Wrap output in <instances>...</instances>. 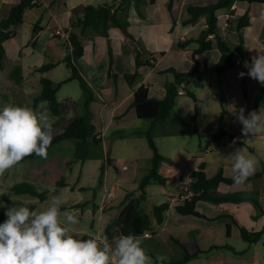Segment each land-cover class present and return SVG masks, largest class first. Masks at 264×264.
<instances>
[{"label":"crops","instance_id":"obj_1","mask_svg":"<svg viewBox=\"0 0 264 264\" xmlns=\"http://www.w3.org/2000/svg\"><path fill=\"white\" fill-rule=\"evenodd\" d=\"M19 1L0 0V20L10 6ZM218 1L220 0H176L171 7L170 0H38L34 7L46 4L53 12L50 20L54 25L48 36H45L46 30L40 21L36 22L39 30L36 34L33 32L35 25L31 23L25 26L24 21L14 27L16 35L5 41L7 54L12 51L11 61L19 63L8 66L7 69L4 66L2 70L11 72L17 66L22 67L24 80L19 84V94L30 93L35 89L41 93V78L47 75L40 78L37 73L45 74L52 68L46 72L35 69L46 64L44 59H40V64H32L50 52L49 44L58 36L55 35V28L73 31V23L77 20L75 8H80L78 15H82L85 6L110 4L114 6L113 10H116L121 24H127L129 34L119 25H113L110 38L98 34L92 28L76 29L84 35L85 53L78 62L95 91L91 108L95 113L98 137L103 139L106 149L110 148V157L119 165L118 171L112 167L106 168L104 181L100 185L103 191L99 202L102 210L105 196L110 192L113 194V209L102 215L105 225L119 215L129 192L140 194L138 181L152 164V151L145 133L150 127H153L160 151L167 157L162 161L160 170L169 179L166 184L153 182L147 186L145 207L148 212H152L157 204L169 202L180 191L184 177L202 164H205V170L210 177L220 169H224L231 176L230 155L236 149L245 147L251 152L264 149V135L242 136L243 126L235 115L240 108H244L247 115L264 105V96L256 105L264 85L250 78L247 75L248 69L244 66L245 61L251 63L252 57L259 54V49L264 51V3L237 1L231 8L218 10L221 18L220 34L232 44L240 42L241 33L245 40L243 57L236 53L237 64L221 72L217 69L221 50L216 43L207 51H197L200 46V33L207 27L206 17L189 22L191 14L188 10L190 6L209 5ZM246 12L251 16V23L239 31V18ZM25 36L30 43L24 42ZM210 38L214 39V35ZM11 43L14 46L10 49ZM138 48L144 52L143 61L148 62L153 58L154 64L142 65L141 76L130 84L125 73L136 70ZM67 52H71V48ZM111 54L114 67L113 76L109 77ZM65 57L50 63L59 65L65 62ZM100 60L103 63L101 69L98 67ZM194 70L196 72L190 76L189 83L183 82L179 86V89L183 86L186 93H179L177 104L168 120L154 122L138 116L133 101L134 94L141 85L149 88L152 97L164 98L167 84L176 78L174 71L184 74ZM33 71H36L39 83L30 79L29 75ZM241 72L245 75L240 76ZM70 75L71 71L68 76ZM191 91L196 99L189 93ZM63 112L62 109V114ZM222 114L225 128L228 133L233 134V138L226 137L219 146L210 144ZM195 131L198 133H193ZM109 132L111 146L106 140ZM193 136H201L206 143L203 140H192L189 143L186 137ZM245 139H249L246 144ZM118 145L124 154L121 157L118 155ZM214 150H221L222 156L213 157L211 152ZM103 161L104 158L101 165ZM259 171L261 170L254 174ZM99 178L100 175L97 181ZM252 190L260 193L263 206L264 175L245 181L242 185L222 182L218 187V191L224 194ZM259 209L251 201L215 203L203 200L198 203V210L212 218L207 219L196 215H183L176 205L170 203L162 223H157L154 217L153 227L149 230L152 235L142 236V246L153 259L160 254L171 261H179L184 257L183 244L191 249H202L198 256L178 264H264L263 239L248 243L241 234L242 226L249 231L264 228V211ZM228 222L232 225L231 235L228 233ZM102 225L101 222V227ZM236 241H246L244 249L236 247ZM164 264L169 263L165 261Z\"/></svg>","mask_w":264,"mask_h":264},{"label":"trees","instance_id":"obj_2","mask_svg":"<svg viewBox=\"0 0 264 264\" xmlns=\"http://www.w3.org/2000/svg\"><path fill=\"white\" fill-rule=\"evenodd\" d=\"M38 0H20L10 6L9 10L0 20V67L4 66V60L7 55V49L5 46V41L13 38L17 31L14 27L23 23L25 20L26 11L34 7ZM176 0H170V6ZM237 1H247L249 3H264V0H220L216 3L209 5H195L189 7V12L191 18L189 22H196L202 16L206 17L207 27L202 30L198 38L200 44L197 51L203 52L214 47L221 50V57L217 65V69L221 72L226 71L234 67L238 60L237 54L243 57L245 51V40L241 33L240 42L232 44L227 41L220 34L221 18L218 15V10L221 8H231ZM113 5H101L94 6L88 5L83 8V14L78 15L80 8H75L74 13L77 15V20L73 23V31L70 35V42L72 45L71 52H69L64 61L71 70V75L63 80H54L50 77L44 76L41 78L42 91L39 95L34 97L33 103L29 106L36 108L41 100L49 101L50 108L54 115L60 116L62 114V103L58 98V92L63 87V85L69 81L77 79L84 90V112L83 114L75 117L70 123L58 134H56L52 140L51 145L56 144L60 141L71 140L75 144V153L72 155H67L60 157V161L64 165L71 166L77 161H85L89 158H105L101 165V173L99 178V186L104 181L105 171L107 167H112L115 171L119 170V165L115 159L110 157V148L106 149L104 152V141L101 137H98L97 125L95 123V113L91 108L92 102L95 100V91L88 82V79L83 74L82 68L78 62L85 53V46L83 43L84 35L82 31L77 32L76 29H84L86 27L92 28L98 34L110 38V29L113 25H119L126 34H129L127 30V24H121L116 10H113ZM251 23V16L248 12L244 13L238 21L237 29L242 30L245 26ZM38 23L35 24L34 33L38 32ZM214 35V39L210 38ZM186 46L184 44H179ZM144 52L141 49H137V67L134 72L125 73L127 81L132 84L141 76L140 67L145 63L148 65H153L154 61L148 60V62L143 61ZM57 63H46L40 67H36V70L41 72H46L47 70L55 67ZM114 59L111 54L110 60V70L109 77L113 76ZM196 70L188 73L181 74L174 71L176 78L167 84V93L164 98L152 97L149 92V88L145 85H141L134 94V106L137 110V114L140 118L151 119L154 122L161 120H168L171 117V113L177 104V97L179 95V86L181 83H189L190 76L193 75ZM11 78H13L18 84H21L24 80V72L22 67H15L9 72ZM195 99L196 95L191 91L189 92ZM264 96V90L259 94L257 103L261 101ZM146 138L149 147L152 151V164L148 171L139 179L138 189L140 194L136 195L135 192H129L123 202L120 213L117 217L112 218L103 232L104 236L109 238L111 241L112 237L119 236L121 234H133L143 236L148 230H151L154 223V217L157 223H162L165 219L166 212L169 209L170 201L162 204H157L154 206L152 212L146 210L145 201L147 200V186L150 183L157 182L161 184H166L168 182V177L163 174L160 170V165L162 161L167 158L158 146L157 140L155 138L153 127L146 130ZM193 133H198L197 131ZM226 137L233 138V134L228 133L225 128V118L224 114L221 115L219 126L216 132L212 134L210 139V144L221 145L223 139ZM107 154V155H106ZM40 159L39 156L35 154L27 156L24 161H35ZM205 164H202L197 170L192 171V176L196 178L192 183V188L196 192L191 200L184 203L176 204L179 212L183 215H196L199 217H204L207 219H212L207 217L204 213L198 210V203L203 200L212 201L215 203L223 202H242L251 201L254 202L262 211H264L260 195L256 191H238L233 193H220L218 187L222 182L228 184H233L231 176L227 175L224 169H220L214 176H208L205 170ZM264 175L263 170L251 175L246 181L252 180L257 177ZM64 177H61L57 181L56 191H59L61 187L67 186ZM13 190L16 193H29L34 196H39L42 200H45L49 192L44 189L43 191H37V187L29 181H20L13 186ZM10 199L6 195L0 197V202ZM34 210L35 207L31 205L29 207ZM6 211L0 210V223H3L7 217L5 215ZM231 223L228 222V233L231 235ZM241 234L244 240L249 243H255L261 239L264 242V228L259 231H249L244 226L241 227ZM102 235V236H103ZM86 239V238H85ZM185 249L184 257L179 261L166 260L169 264H178V262L189 261L190 259L198 256L201 252V248L191 249L186 244H183Z\"/></svg>","mask_w":264,"mask_h":264},{"label":"clouds","instance_id":"obj_3","mask_svg":"<svg viewBox=\"0 0 264 264\" xmlns=\"http://www.w3.org/2000/svg\"><path fill=\"white\" fill-rule=\"evenodd\" d=\"M244 66L250 78L264 85V51L259 49V54L252 57L251 63L245 61ZM48 105L49 101L41 100L35 109L13 104L0 109V176L27 156L47 158L55 123ZM235 115L243 126L242 136L264 135V105L247 115L240 108ZM230 157V178L242 185L254 174L257 161L245 147L236 149ZM37 191L43 189L37 186ZM63 203L60 196H52L43 210L23 205L8 208L7 219L0 223V264H164L167 260L160 254L153 259L142 246L140 235L121 234L111 241L107 236L77 238L72 226L79 220L73 212L61 211Z\"/></svg>","mask_w":264,"mask_h":264},{"label":"rangeland","instance_id":"obj_4","mask_svg":"<svg viewBox=\"0 0 264 264\" xmlns=\"http://www.w3.org/2000/svg\"><path fill=\"white\" fill-rule=\"evenodd\" d=\"M52 14L53 12L46 4L31 7L25 14V26L31 23L35 25L36 22L40 21L41 25L45 27V36L47 37L52 31L54 25L50 20ZM55 30L56 28L54 29V32ZM69 31L71 35V30ZM23 38L25 43H30L28 37L25 36ZM49 45L50 52L46 56H43V58H38L39 60L37 63H33L32 65L40 64V59H44L45 63L63 59L66 53H68L67 51H69V48L72 49L70 38L68 39L61 36L54 38ZM12 46H14V43L10 44V49ZM30 46L33 48L32 45ZM10 52L12 51H9L4 60L5 69H7L6 67L8 66L17 65L19 63L18 61H11ZM98 63V67L101 69L103 64L102 60ZM4 66L0 67V109L8 104L29 107L33 103L34 97L40 93V90L35 89L30 93L19 94V84L10 77L9 72L5 71V69L2 70ZM70 71L71 70L67 64L62 62L45 74L38 72L39 74L37 73V77L39 76L41 78L42 75H47L54 80H63L70 74ZM35 73L36 71H33L30 73L29 77L39 83ZM40 86L42 87L41 83ZM58 98L61 101L62 109L64 110L62 115H54L50 108V104L48 105L50 117L55 120V123L53 124L54 136L61 132L70 121L84 112V90L80 81L74 79L65 83L58 92ZM112 137H114V135H112ZM186 138H188L187 141L189 143H191L192 140L196 142L203 140L201 136ZM106 140L109 141V146H111V132L106 136ZM203 141V143H206L205 140ZM117 150L119 157L124 155L120 151L119 145L117 146ZM104 152H106L105 147ZM74 153L75 144L73 141H60L48 148L47 158L40 157V159L35 161L21 162L16 167L8 170L4 175L0 176V197L6 195L10 198L0 202V210L7 211V209L12 206L21 205L27 207L33 205L35 207L34 210H43L48 206L52 196H60L64 202L61 206V211H71L79 220L78 224L72 226L73 234L76 235L77 238L88 239L94 236L103 237L106 223H104L105 221L102 218V215L111 211L113 205L110 202L106 204L102 210L101 205L99 204L100 198L103 196V191L100 189L101 187L97 180L100 175L102 158H89L85 161H77L71 166L64 165L59 159L60 157L72 155ZM247 153L257 161L255 171L262 170L264 168V149L255 152H251L247 149ZM211 154L213 157H216L218 155L222 156L223 153L221 150H214ZM206 155L207 154H203V156ZM210 170L212 171V168H210ZM83 172L85 173L84 175ZM61 177H64L65 183L68 185L61 187L59 191H56L57 181ZM20 181H29L36 187L39 186L43 190L46 189L49 192L48 197L45 200H42L39 196H34L29 193H16L13 190V186ZM256 192L260 195L258 191ZM255 206L259 209L256 204ZM101 222L103 223L102 227ZM245 242L246 241H236V247L244 249Z\"/></svg>","mask_w":264,"mask_h":264},{"label":"built area","instance_id":"obj_5","mask_svg":"<svg viewBox=\"0 0 264 264\" xmlns=\"http://www.w3.org/2000/svg\"><path fill=\"white\" fill-rule=\"evenodd\" d=\"M55 35L69 39L70 38V31L69 30L66 31V30H63L61 28H58L55 30ZM236 53H238V52L236 51ZM179 93H181V94L186 93L183 86L179 89ZM195 180H196V178L193 177L192 174L185 176L184 179L182 180V185H181L180 191L170 198L171 204L176 205V204L184 203L188 200H191L194 197V195L196 194V192L192 188V183ZM112 200H113V194L110 192V193H108L107 196H105L104 201H103V206L110 203ZM144 235L151 236L152 234L148 230L144 233Z\"/></svg>","mask_w":264,"mask_h":264}]
</instances>
